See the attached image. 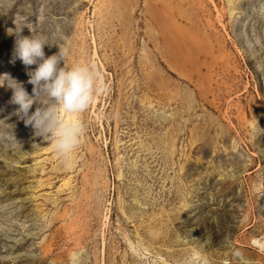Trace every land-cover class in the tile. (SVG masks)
<instances>
[{"label": "rangeland", "instance_id": "1", "mask_svg": "<svg viewBox=\"0 0 264 264\" xmlns=\"http://www.w3.org/2000/svg\"><path fill=\"white\" fill-rule=\"evenodd\" d=\"M21 29L110 87L67 165L0 87V264H264V0H0L32 94Z\"/></svg>", "mask_w": 264, "mask_h": 264}, {"label": "clouds", "instance_id": "2", "mask_svg": "<svg viewBox=\"0 0 264 264\" xmlns=\"http://www.w3.org/2000/svg\"><path fill=\"white\" fill-rule=\"evenodd\" d=\"M9 32L12 34L13 30ZM21 32L22 29L18 33L15 30L14 53L15 58L29 69L27 75L28 83L33 86L32 94L9 73L0 75V87L6 85L12 90L11 103L18 105L16 114L26 126L32 127L34 135L50 139L58 159L67 165L85 135L81 114L107 93L110 85L103 72L93 64L68 66L67 46L49 42L44 34L24 36ZM53 45L58 51L47 56L45 47ZM261 243H264V236L252 241L254 246Z\"/></svg>", "mask_w": 264, "mask_h": 264}]
</instances>
